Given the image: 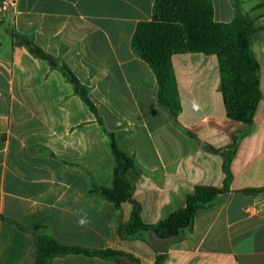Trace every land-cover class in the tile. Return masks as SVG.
Instances as JSON below:
<instances>
[{
    "label": "crops",
    "instance_id": "crops-1",
    "mask_svg": "<svg viewBox=\"0 0 264 264\" xmlns=\"http://www.w3.org/2000/svg\"><path fill=\"white\" fill-rule=\"evenodd\" d=\"M155 1L18 0L0 13V264H38L41 235L155 264L150 234L121 236L132 204L117 210L96 194L114 182L110 134L134 162L127 179L146 225L184 209L197 187L222 188L233 149L229 192L167 246L165 264H264V192L244 193L264 189V0H212L216 23L240 11L260 28L253 53L261 100L251 126L227 115L217 56H173L178 121L159 104L157 78L132 45ZM46 264L123 263L68 254Z\"/></svg>",
    "mask_w": 264,
    "mask_h": 264
},
{
    "label": "trees",
    "instance_id": "trees-1",
    "mask_svg": "<svg viewBox=\"0 0 264 264\" xmlns=\"http://www.w3.org/2000/svg\"><path fill=\"white\" fill-rule=\"evenodd\" d=\"M259 31L256 20L240 11L232 23H216L212 0H156L152 21L138 25L132 45L136 55L155 74L159 86L158 102L175 122L183 109L172 58L175 55L204 54L218 58L221 89L228 117L251 126L261 100L260 66L253 53V38ZM62 72L77 87L90 110L97 113L87 92L80 88L70 69L63 66ZM110 138L116 160L114 182L111 188H97L96 194L112 203L117 210L125 202L132 204L130 221L121 231L124 239L143 238V234L155 232L161 238L174 237L173 243H177L186 233L193 231L197 213L230 190L233 149L224 164L226 179L222 188L197 187L188 196L184 209L178 210L157 225H146L142 220L140 204L133 200L132 184L127 179L128 171L135 169L134 162L119 149L114 136L110 134ZM262 192L264 189L244 191L247 194ZM144 241L149 243L146 238ZM68 254L119 261L123 264L133 259L119 251L67 248L47 235L38 237V264H46L54 257ZM167 259L166 252L158 254L155 264H165Z\"/></svg>",
    "mask_w": 264,
    "mask_h": 264
},
{
    "label": "water",
    "instance_id": "water-1",
    "mask_svg": "<svg viewBox=\"0 0 264 264\" xmlns=\"http://www.w3.org/2000/svg\"><path fill=\"white\" fill-rule=\"evenodd\" d=\"M150 245L159 253L164 254L166 252V248L169 244L173 243L175 238H161L157 233L151 232L150 233ZM128 264H141L139 261L135 259H130L127 261Z\"/></svg>",
    "mask_w": 264,
    "mask_h": 264
},
{
    "label": "built area",
    "instance_id": "built-area-1",
    "mask_svg": "<svg viewBox=\"0 0 264 264\" xmlns=\"http://www.w3.org/2000/svg\"><path fill=\"white\" fill-rule=\"evenodd\" d=\"M18 0H1L0 13L7 12L17 7Z\"/></svg>",
    "mask_w": 264,
    "mask_h": 264
},
{
    "label": "clouds",
    "instance_id": "clouds-1",
    "mask_svg": "<svg viewBox=\"0 0 264 264\" xmlns=\"http://www.w3.org/2000/svg\"><path fill=\"white\" fill-rule=\"evenodd\" d=\"M87 222H88V221H87V218H81V219L78 221V223H79L80 226H84Z\"/></svg>",
    "mask_w": 264,
    "mask_h": 264
}]
</instances>
